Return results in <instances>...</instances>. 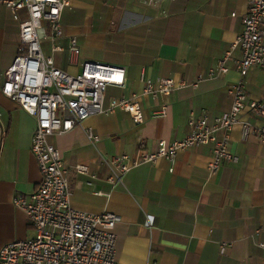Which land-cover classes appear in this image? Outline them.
<instances>
[{"label":"crops","instance_id":"obj_1","mask_svg":"<svg viewBox=\"0 0 264 264\" xmlns=\"http://www.w3.org/2000/svg\"><path fill=\"white\" fill-rule=\"evenodd\" d=\"M247 7L248 0H157L151 5L142 0H70L62 10L63 37L57 44L64 50L53 54L58 68L76 74L90 61L124 69V85L106 87L104 107L111 98L140 94L142 70L152 80L197 84L167 97H140V124L116 109L91 114L70 131L49 137L68 167L71 207L120 216L114 228L118 264H264V247L259 246L264 243V144L253 135L242 137L240 124L232 128L229 141L238 161L221 164L215 174L208 168L211 146L206 145L179 151L172 171L165 158H158L129 170L122 184L113 187L107 181L110 157L133 154L139 142L153 151L160 140L183 138L190 114L212 120L228 111L227 88L240 79V50H231L225 73L206 75L230 50ZM70 37L79 47L74 63L66 51ZM18 41V22L0 4V247L34 236L12 198L32 193L41 180L30 151L35 120L1 93ZM42 50L50 54L47 42ZM244 87L248 101L264 104L263 69L251 68ZM165 101L167 114L153 116ZM241 118L264 125V117L247 109ZM87 129L97 141L88 139ZM76 164H85L96 177L77 173Z\"/></svg>","mask_w":264,"mask_h":264},{"label":"built area","instance_id":"obj_2","mask_svg":"<svg viewBox=\"0 0 264 264\" xmlns=\"http://www.w3.org/2000/svg\"><path fill=\"white\" fill-rule=\"evenodd\" d=\"M142 1L151 5L157 0ZM69 2L0 0V4L18 22L19 28L17 53L3 74L1 93L35 120L30 151L41 175L36 190L28 195L17 193L12 198L13 206L23 212L33 227L34 236L2 245L0 264H118L114 228L121 220L120 216L109 211L95 214L71 207L68 167L61 151L49 142V137L70 131L91 114L116 109L126 112L135 124H140L144 119L140 97H167L173 90L197 85L182 79L152 80L142 70L140 94L130 98H111L108 106L104 107L106 87L124 85L123 68L84 61L81 71L72 74L58 68L54 62L53 54L64 50L57 41L63 37L61 13ZM21 10L26 11V17H20ZM44 42L50 46L49 55L42 50ZM234 48H238L241 54L236 61L240 79L227 88L230 98L228 111L212 120L205 114H190L187 134L183 138L170 142L160 140L153 151H147L139 142L133 154L110 157L107 160V181L113 187L122 184L123 177L132 168L158 158H165L172 171L179 151L206 145L211 146L208 168L211 174H215L221 164L238 161L229 149L230 132L236 124L241 125L242 137L253 135L264 144V125L241 118L246 109L264 117V104L248 101L244 87V78L251 68L264 70V0H248L240 33L230 50L214 68L208 70L207 77L227 71L226 61ZM66 51L70 62L74 63L79 55L74 37L68 38ZM203 77L200 75L199 80ZM167 106L168 102H163L153 116H165ZM86 132L91 142L98 140L91 129ZM73 168L91 179L96 177L85 164H76ZM96 194L103 195L99 191ZM259 246L264 247V243H259Z\"/></svg>","mask_w":264,"mask_h":264}]
</instances>
